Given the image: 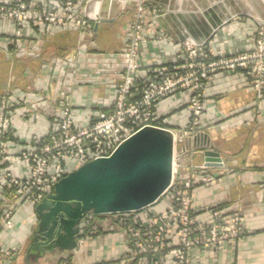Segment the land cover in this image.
<instances>
[{"label":"crops","instance_id":"0c3cea01","mask_svg":"<svg viewBox=\"0 0 264 264\" xmlns=\"http://www.w3.org/2000/svg\"><path fill=\"white\" fill-rule=\"evenodd\" d=\"M9 1L0 0V4ZM38 2L58 8V0ZM147 2L164 13L146 23L147 41L138 55L141 67L174 62L175 49L188 39L205 42L218 57L249 51L256 24L264 22V0ZM134 8L135 0H89L84 5L88 30L26 23L16 44L14 22L0 18V100H6L10 125L21 139L8 143L11 155L30 150L33 141L47 134L53 119L61 115L58 104L63 97L74 106L76 121H87L110 108ZM207 10L211 13L205 18ZM160 31L169 39H154ZM246 82L241 70L211 76L196 129L199 144L186 135L177 146L175 167L178 178H213L196 183L191 190L197 221H207L215 211L227 216L237 212L247 233L217 253L190 251L188 264H264V98L257 101ZM186 98L179 92L158 103L162 127L175 134L186 130ZM206 150L218 153L222 165L205 166ZM5 168L14 176H25L20 162H8ZM17 202L0 185V247L16 249L13 257L0 256V264H118L121 254L128 251L125 228L119 223L102 216L96 219L99 230L95 234L84 227L82 219L68 228L67 218L53 210L52 203H21L12 213L11 226L3 227L4 210ZM165 204L159 200L136 218L158 212ZM141 264L152 261L145 257Z\"/></svg>","mask_w":264,"mask_h":264},{"label":"built area","instance_id":"2783aa9c","mask_svg":"<svg viewBox=\"0 0 264 264\" xmlns=\"http://www.w3.org/2000/svg\"><path fill=\"white\" fill-rule=\"evenodd\" d=\"M88 1L58 0V8L52 9L42 7L38 0H10L0 4V18L14 22L17 28L15 44L22 38L20 29L26 23H44L57 29L72 25L86 31L89 22L84 14V5ZM76 4L79 6L75 11L68 10ZM163 13L161 7L150 5L147 0H135L134 15L128 25V38L121 53L120 79L114 88V100L109 109L100 111L87 121L76 123L73 105L68 97H63L58 104L62 113L56 120V125L35 143L33 149L13 156L2 149L4 143L0 142V181L10 190V195L20 201L11 205L5 212L1 220L3 227L11 226L12 213L21 203L38 205L67 174L90 161L109 158L134 134L146 127H153L169 131L174 142L171 181L156 201L166 197L164 210L143 218H136V214L149 206L128 212H89L82 218L84 227L91 234L97 233L99 225L96 219L104 216L125 228L128 251L121 254L118 264H141L145 257H148L152 264H183L188 249L220 243L221 238L212 241L214 244L200 240V236L209 231L215 237V228H210L209 231H199L193 227L176 229L177 243L168 240L167 235L173 232L171 225L174 218H186L191 212L193 186L213 180L212 177L205 176H197L194 179L178 178L175 167L177 146L186 140V135L194 141L197 139L196 129L203 111L205 89L213 74L241 70L245 73L246 84L254 91L256 100L261 101L264 98V22L256 24L253 31L254 45L249 51L218 57L210 51L205 42L188 39L175 49L174 62L141 67L138 55L141 45L147 41L144 34L146 23ZM153 36L157 40L169 39L162 31ZM179 92L187 97L188 124L183 133L175 134L172 130L162 127L157 105ZM3 101L2 106H7L6 100ZM6 122L5 119L4 123ZM6 125L0 124V139L7 137L2 130ZM183 151L185 149H181V153ZM5 161L22 163L25 166V176L18 177L3 172L1 165ZM237 216L238 213H234L235 221ZM133 217L136 219L133 220ZM162 219L166 220L167 224L157 226V222ZM228 232L223 239L234 240L238 236L234 230ZM15 253V248L7 250L0 247L1 257L10 258Z\"/></svg>","mask_w":264,"mask_h":264},{"label":"water","instance_id":"95a60500","mask_svg":"<svg viewBox=\"0 0 264 264\" xmlns=\"http://www.w3.org/2000/svg\"><path fill=\"white\" fill-rule=\"evenodd\" d=\"M195 144L199 141L195 139ZM174 142L164 129L146 127L106 159L90 161L67 174L39 204L52 203L70 228L86 213L137 211L153 205L172 177ZM205 166H221L219 154L203 152ZM47 199V200H46Z\"/></svg>","mask_w":264,"mask_h":264},{"label":"rangeland","instance_id":"374dc122","mask_svg":"<svg viewBox=\"0 0 264 264\" xmlns=\"http://www.w3.org/2000/svg\"><path fill=\"white\" fill-rule=\"evenodd\" d=\"M134 10H135V8H134ZM210 14L211 13V10H207V12H205V18L207 17V14ZM85 14V13H84ZM133 15H134V13H133ZM132 18H133V16H132ZM131 18V19H132ZM2 102H4L3 101V99L2 100H0V124H7L6 126H4V128L2 129V130H4L5 131V133L7 134V137H6V139H0V142L2 141V144L4 143V146H3V148L2 149H5L6 151H7V153L9 154V155H11L9 152H8V147H7V145H8V143L10 142V141H16V142H19V141H21V139L19 138V137H17L14 133H15V131H14V128L10 125V118H11V115H10V113H9V108H8V106H2ZM7 104V103H6ZM59 106V105H58ZM59 108H60V113H62V108H61V106H59ZM73 108V117H74V106L72 107ZM3 113V114H2ZM6 116H5V115ZM9 114V115H8ZM60 117V116H59ZM7 120V122L6 123H4V120ZM59 118H56V119H53V121H52V125H51V128H50V130L47 132V134L51 131V129L56 125V120H58ZM75 122L77 123V122H80V121H76L75 120ZM46 134V135H47ZM45 135V136H46ZM44 136V137H45ZM43 138V137H42ZM42 138H40V139H42ZM40 139H37V140H35V141H33V147L32 148H30V149H33L34 148V146H35V143L37 142V141H39ZM0 147H1V145H0ZM19 155V154H18ZM13 156H16V155H13ZM8 162L7 161H5V162H3V164L1 165V170L3 171V172H7V173H11L12 174V172L11 171H9V170H7L6 168H5V164H7ZM174 164V163H173ZM0 185L7 191V193L10 195V190L9 189H7L5 186H3L2 185V181H0ZM192 190V189H191ZM191 196H192V192H191ZM160 201H162L163 203H167V199H166V197H162L161 199H160ZM18 203V202H17ZM192 203H193V198H192ZM13 204H15V203H13ZM13 204H11V205H13ZM166 207V204H165V206H164V208ZM9 208V207H8ZM8 208H6L5 210H4V215H5V212L8 210ZM164 208L162 209V210H160V211H158V212H155V213H160V212H162L163 210H164ZM2 211V206H1V203H0V212ZM235 213V212H234ZM234 213H232L231 215H229V216H227V214H225V213H220V211H215V212H213V213H211V216H210V218L209 219H207V221H201V222H199V221H197V218H196V211L192 208V204H191V212L190 213H188V215H187V217L186 218H184V217H182V216H180V217H175L174 218V223L171 225V227H173L172 228V231L174 232H172V233H170V234H168L167 235V237H168V240H169V242H172V243H177V237H178V235H177V233H175V231H176V229L178 230V229H183L184 227H187V228H191L192 229V227L193 228H195V229H197V230H199V231H209V229L210 228H215L216 230H217V233L215 232V237H213V235L210 233L211 231H209L208 233H204L203 235H201L200 236V240L201 241H210V243H213L212 241H214V240H217L218 238H221L220 239V243L219 244H217V243H215V245H212V244H207V245H204V246H200V247H192V248H190V249H188L187 250V253H186V256H185V260H183V264H188V254H189V252L190 251H192V250H195V249H201V250H206V251H210V252H212V253H217L223 246H225V245H227L228 243H237L239 240H241L242 238H243V236L247 233V228H246V226H245V224H244V219H243V217L238 213V216H237V220L235 221L234 219H236L235 217H234ZM150 214H154V212L153 213H150ZM4 215H3V217H4ZM148 216H150V215H148ZM3 217H2V219H3ZM151 217V216H150ZM191 217V218H190ZM105 218H107V217H105ZM104 218V219H105ZM134 218V217H133ZM132 218V219H133ZM1 219V220H2ZM145 219H147V218H145ZM131 221V220H130ZM147 223V222H146ZM167 224V222H166V220H164V219H162L161 221H158L157 222V226H164V225H166ZM228 230V231H232V230H234L235 232H237L238 233V236L236 237V239H234V240H229V239H223L224 237H225V235H226V232L227 233H229L228 231H226V230ZM213 231V230H212ZM224 231V232H223ZM194 239V238H193ZM214 244V243H213ZM179 263V262H178ZM181 263V262H180Z\"/></svg>","mask_w":264,"mask_h":264}]
</instances>
